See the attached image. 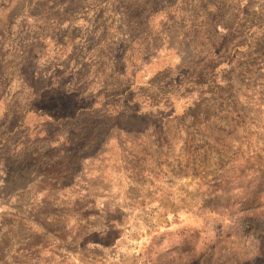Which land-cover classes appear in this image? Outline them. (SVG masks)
I'll list each match as a JSON object with an SVG mask.
<instances>
[{
    "label": "rangeland",
    "instance_id": "1",
    "mask_svg": "<svg viewBox=\"0 0 264 264\" xmlns=\"http://www.w3.org/2000/svg\"><path fill=\"white\" fill-rule=\"evenodd\" d=\"M134 166L181 190L177 264H264V0H0V264L101 256Z\"/></svg>",
    "mask_w": 264,
    "mask_h": 264
},
{
    "label": "crops",
    "instance_id": "2",
    "mask_svg": "<svg viewBox=\"0 0 264 264\" xmlns=\"http://www.w3.org/2000/svg\"><path fill=\"white\" fill-rule=\"evenodd\" d=\"M184 99L179 100V102L177 100L172 101L171 123L169 124L167 122L166 125H162L161 127L168 129V132L172 134H187L186 142L184 143L190 145L191 141L192 143L196 141V138L195 140H191V135L198 132L195 129L197 128L196 123L194 128L190 125L186 126L183 124L186 122L190 113H194L195 111L192 104L187 103V98L184 97ZM126 112H124L126 116L131 114V111ZM136 113L139 115L150 114L151 111L146 110ZM158 128L159 126H155L153 123L146 125L142 129H128L125 126H120V132L134 133L137 135L138 133H151L155 130L157 131ZM173 144L176 143L172 142ZM172 156L171 154L170 158H174ZM171 162H173V159H171ZM177 163L178 161L175 165ZM181 165L180 168L183 167ZM177 177L175 175V178ZM116 178L120 179V184L112 185L110 189L108 198L112 202L98 206L100 214L107 212L120 213V220L110 223L113 226L111 229H108V225L105 224L106 229L97 230V232L107 230L106 233H100V236L107 235L111 240L108 244L102 240L93 241L84 245L85 248L89 249L95 246L100 247L103 253L107 255H112L110 251L115 249V256L102 257L103 253L99 257L84 255L80 259L81 264H177L178 261L182 262V258L180 260V254L184 250V247L192 241L191 238H188V235L194 225L190 227V225L185 224L181 219L177 220L175 217L179 210L178 201L182 196L181 190L176 188V190L168 191V194L165 191L166 195H163L152 184V181L156 183L172 181V175L160 177L142 174L140 173L139 167L134 166L131 173L122 172ZM143 183H145L147 190H145ZM158 199L159 203L157 204ZM138 215L154 216L152 222H143ZM91 230L93 231V229ZM91 230H88V233H92ZM81 244L83 246V242ZM73 245L75 246V243ZM68 262L76 264L77 259L72 255Z\"/></svg>",
    "mask_w": 264,
    "mask_h": 264
}]
</instances>
